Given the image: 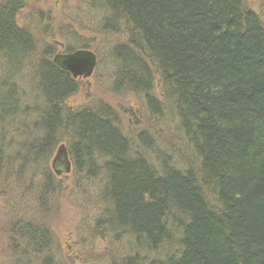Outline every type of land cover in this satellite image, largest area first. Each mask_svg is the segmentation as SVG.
I'll return each mask as SVG.
<instances>
[{
	"label": "trees",
	"instance_id": "1",
	"mask_svg": "<svg viewBox=\"0 0 264 264\" xmlns=\"http://www.w3.org/2000/svg\"><path fill=\"white\" fill-rule=\"evenodd\" d=\"M32 1L0 0V179L14 161L35 164L45 206L56 191L48 161L63 143L79 194L98 185L89 228L106 264H264L259 15L245 0H84L97 24L81 30L106 43L111 92L138 104L140 118L126 121L99 97L67 103L77 78L17 23ZM76 33L63 52L90 49ZM16 220L13 255L54 264L50 232Z\"/></svg>",
	"mask_w": 264,
	"mask_h": 264
},
{
	"label": "rangeland",
	"instance_id": "2",
	"mask_svg": "<svg viewBox=\"0 0 264 264\" xmlns=\"http://www.w3.org/2000/svg\"><path fill=\"white\" fill-rule=\"evenodd\" d=\"M245 2L247 7L254 10L264 22V0H245ZM16 20L20 26L33 33L39 49L50 46L53 52L52 57L56 53H63L66 45L75 43L68 38L67 32L68 34L77 32L79 36L75 37L76 39H86L90 42V50L96 53L98 64L91 77L77 78L79 89L67 100L70 106H88V103L99 97L117 106L115 109L124 120L131 119L128 114L130 111L134 114L132 120L136 121L137 117L140 118L136 114L138 104L132 95H118L110 90L111 60L106 56L108 55L106 43L97 37L93 29L92 31L91 29L81 30L97 24L95 9H91L88 3L84 0H36L22 8ZM22 86L27 89L24 95L31 93L25 83ZM156 90L159 88L156 87ZM143 122L145 123V120L141 125ZM55 149L49 158V167L56 153ZM68 159L70 161L69 154ZM21 164L23 163L14 161L12 174L0 179V264H39L40 256L38 258L31 256L28 259V257L20 256V253L17 256L13 255L10 246L12 235L9 229L18 218L31 219L34 224H39L50 232L51 242L48 253H53L51 255L55 261L54 264H71L72 262V264H82L84 261L81 259L84 257L92 261L105 246V243L98 238H92V231L89 228L92 225L93 214L97 210V206L91 204L89 198L95 192L97 183L91 182L89 187L85 188L88 193L79 194L76 190V175L72 171V162L69 173L56 174L51 167L56 191L48 197L45 206L42 204L41 207L37 193L42 174L34 169L35 164L27 163L22 169ZM98 257H102V264H106L102 253ZM93 263L94 261L90 262V264Z\"/></svg>",
	"mask_w": 264,
	"mask_h": 264
},
{
	"label": "water",
	"instance_id": "3",
	"mask_svg": "<svg viewBox=\"0 0 264 264\" xmlns=\"http://www.w3.org/2000/svg\"><path fill=\"white\" fill-rule=\"evenodd\" d=\"M97 56L90 49H75L72 52L56 53L52 57V62L58 65L61 70H65L71 74L72 78L86 79L91 77L97 65ZM56 153L51 159V167L54 173H69L70 161L68 159L67 150L63 143H60L56 149Z\"/></svg>",
	"mask_w": 264,
	"mask_h": 264
}]
</instances>
